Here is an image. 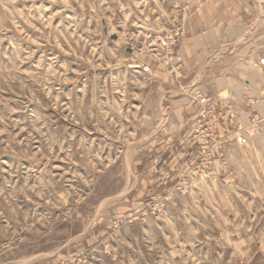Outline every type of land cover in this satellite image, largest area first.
<instances>
[{
  "label": "rangeland",
  "instance_id": "rangeland-1",
  "mask_svg": "<svg viewBox=\"0 0 264 264\" xmlns=\"http://www.w3.org/2000/svg\"><path fill=\"white\" fill-rule=\"evenodd\" d=\"M179 8L0 0V264H264V89L178 68Z\"/></svg>",
  "mask_w": 264,
  "mask_h": 264
},
{
  "label": "crops",
  "instance_id": "crops-1",
  "mask_svg": "<svg viewBox=\"0 0 264 264\" xmlns=\"http://www.w3.org/2000/svg\"><path fill=\"white\" fill-rule=\"evenodd\" d=\"M178 1L189 9L174 10L169 29L180 30L171 47L177 67L205 61L210 80L221 85L212 96L226 113L233 103L236 109L257 105L264 89V68L258 63L264 57V0Z\"/></svg>",
  "mask_w": 264,
  "mask_h": 264
},
{
  "label": "built area",
  "instance_id": "built-area-1",
  "mask_svg": "<svg viewBox=\"0 0 264 264\" xmlns=\"http://www.w3.org/2000/svg\"><path fill=\"white\" fill-rule=\"evenodd\" d=\"M178 30H179V29H178ZM258 63H259L261 66H263V68H264V57L260 58ZM196 99H197L200 103L205 102V99H204V98H201L200 96H197Z\"/></svg>",
  "mask_w": 264,
  "mask_h": 264
}]
</instances>
